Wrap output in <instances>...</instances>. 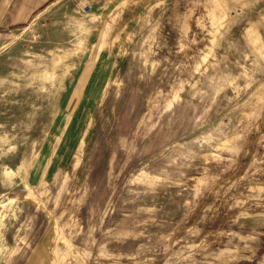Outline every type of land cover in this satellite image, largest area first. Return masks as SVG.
Segmentation results:
<instances>
[{
  "label": "rangeland",
  "instance_id": "obj_1",
  "mask_svg": "<svg viewBox=\"0 0 264 264\" xmlns=\"http://www.w3.org/2000/svg\"><path fill=\"white\" fill-rule=\"evenodd\" d=\"M0 264H264V0H56L0 39Z\"/></svg>",
  "mask_w": 264,
  "mask_h": 264
},
{
  "label": "crops",
  "instance_id": "obj_2",
  "mask_svg": "<svg viewBox=\"0 0 264 264\" xmlns=\"http://www.w3.org/2000/svg\"><path fill=\"white\" fill-rule=\"evenodd\" d=\"M56 0H0V39L24 28Z\"/></svg>",
  "mask_w": 264,
  "mask_h": 264
},
{
  "label": "bare ground",
  "instance_id": "obj_3",
  "mask_svg": "<svg viewBox=\"0 0 264 264\" xmlns=\"http://www.w3.org/2000/svg\"><path fill=\"white\" fill-rule=\"evenodd\" d=\"M220 4V3H219ZM218 4V5H219ZM77 50V49H76ZM92 56V62L89 64V67H87V69L88 70H90V72H92V76H93V78H95V77H97L100 73H101V70H102V68L100 67V65L98 64V62L100 61L99 60V57L96 55V54H92L91 55ZM53 59V58H52ZM55 62L56 61H54V63L53 64H55ZM58 65H54V67H53V69H55L56 67H57ZM86 66V65H85ZM67 72V73H66ZM67 75H68V70H65L62 74H56V73H54L52 76H53V79H56V83H58L59 84V90H58V86H55L56 88H55V93H60L59 91H60V89L61 88H63L64 86H65V84H66V77H67ZM84 79H86V76H85V74L83 75V76H81V80L79 81V84H82V82L84 81ZM78 87H80V86H78ZM79 90H80V88H77L76 90H75V92L72 94V96H71V98H70V100L66 103V99H64V103H63V105H62V110H61V114H62V116H64V117H67V116H69V114L71 113H73L74 114V112H73V110H74V107H75V105H76V103H77V101H78V99L80 98V97H84V96H86V95H84V94H82V93H79ZM62 96V95H61ZM70 114V115H71ZM66 120H67V118H66ZM65 120V121H66Z\"/></svg>",
  "mask_w": 264,
  "mask_h": 264
}]
</instances>
